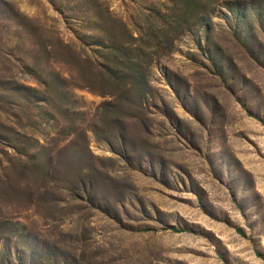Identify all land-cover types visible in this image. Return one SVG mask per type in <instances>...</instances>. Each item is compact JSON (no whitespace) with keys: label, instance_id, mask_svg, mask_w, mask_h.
I'll use <instances>...</instances> for the list:
<instances>
[{"label":"rangeland","instance_id":"374dc122","mask_svg":"<svg viewBox=\"0 0 264 264\" xmlns=\"http://www.w3.org/2000/svg\"><path fill=\"white\" fill-rule=\"evenodd\" d=\"M0 264H264V0H0Z\"/></svg>","mask_w":264,"mask_h":264},{"label":"trees","instance_id":"16d2710c","mask_svg":"<svg viewBox=\"0 0 264 264\" xmlns=\"http://www.w3.org/2000/svg\"><path fill=\"white\" fill-rule=\"evenodd\" d=\"M172 230H173V231H178V230H177V229H175V228H172Z\"/></svg>","mask_w":264,"mask_h":264}]
</instances>
